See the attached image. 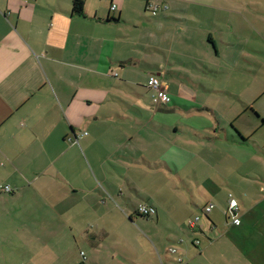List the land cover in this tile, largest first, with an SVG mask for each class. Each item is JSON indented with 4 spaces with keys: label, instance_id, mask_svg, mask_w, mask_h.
<instances>
[{
    "label": "crops",
    "instance_id": "0c3cea01",
    "mask_svg": "<svg viewBox=\"0 0 264 264\" xmlns=\"http://www.w3.org/2000/svg\"><path fill=\"white\" fill-rule=\"evenodd\" d=\"M73 1L0 0V264H89L108 224L132 254L97 264H264L263 6L205 16L192 0H143L169 10L146 55L128 0H80L82 16ZM150 76L168 103H152ZM220 190L240 224L218 236L195 215L190 237L188 205Z\"/></svg>",
    "mask_w": 264,
    "mask_h": 264
},
{
    "label": "rangeland",
    "instance_id": "374dc122",
    "mask_svg": "<svg viewBox=\"0 0 264 264\" xmlns=\"http://www.w3.org/2000/svg\"><path fill=\"white\" fill-rule=\"evenodd\" d=\"M249 2L251 8V14L254 15V9L253 7H258V6H263V11H264V0H242L243 3ZM144 1L143 0H128V4L124 5L122 4L121 6L123 7L124 5V16L126 17V21L134 22L138 27H139V40L141 42V49L140 51L146 55H148L150 53L149 48H150V44L148 43V32H151V35L154 34L155 37H159V34H157L158 32V28L157 29H153L152 24L160 21L163 19V14H168L169 10L165 11V12H161L160 9H157L156 12V16H152L151 12L146 10L144 8ZM227 0H192V3H194V5L192 4H187V6L191 7V8H197V9H201L203 11V14H205V16H209L211 14H213V12H215V8L216 10H220V9H226L227 5H228ZM153 3V2H152ZM214 3V6H212ZM113 4H117V1H114ZM237 5H239L238 2H236ZM118 5V4H117ZM102 6L103 8L106 7L107 9L109 8V1L107 0L106 2H102ZM195 6V7H194ZM188 7V9H189ZM190 15L192 16V18L194 19V21L196 23L202 21L201 18H196L195 15H197V12L195 11V13H193L194 10H189ZM222 15V14H221ZM257 16H259V13H257ZM208 21V20H207ZM227 21V19H226ZM206 22V20H205ZM180 23L183 24V26L185 25V23L183 22V20L180 21ZM195 23V24H196ZM192 24V25H195ZM124 28L126 29L125 32L126 34L136 37V33L138 32V30H131L130 27L128 26H124ZM166 32H169L171 30H168V28L165 30ZM194 35H196L197 33V28H195L193 30ZM208 38V35H207ZM251 38H254V36H251ZM141 56V60H148L147 62H142L143 67H147L148 63L151 62V59H149L147 56ZM162 60L163 56L162 54H160ZM195 183L191 184L192 186H194ZM227 189V188H226ZM230 190V189H229ZM212 192H215L216 190L213 189L211 190ZM225 191L220 190L219 195L215 196V198H211L214 208H212V213L208 214L209 218L211 220L214 221L215 223V229L214 231L217 233L216 235L220 236L222 234V232H224L225 229V225L227 223H229L227 220L225 223V215L223 209L224 206L225 208H227V204H228V199L226 200V195H225ZM205 201L204 197H197L196 198V203L194 206L188 205L192 208V210L194 211V216H199V218L201 219V224H203L206 221V218L203 214V209L201 208V204L202 202ZM226 210V209H225ZM237 216H239V213H237ZM226 218V217H225ZM229 219V218H228ZM108 231L110 232V237L107 238V245H104L102 247L103 252H97V253H91L90 255L88 254V262L89 264H97L96 262L99 261V257L104 258L103 260H108L109 262H114L116 260V255H119L121 253H130L131 251V246L127 245L126 246H117L120 245L118 243V241L121 242L122 239V232L124 231L123 226H121L120 224L116 225V224H108ZM114 227V229H113ZM118 228V229H117ZM248 228L249 229H254V227L250 226V224H248ZM113 229V230H112ZM112 231V232H111ZM206 232H208L206 230ZM191 233V234H190ZM220 234V235H219ZM189 235L190 237H194L195 235L192 234L191 230H189ZM217 236V237H218ZM123 242V240H122ZM175 244H172L173 246H178V242H174ZM128 244H131L130 241H128ZM185 245V244H184ZM183 245V246H184ZM185 246H188L187 244ZM120 248V249H119ZM114 253V259L113 257H111V254ZM132 254V253H130ZM168 254V253H167ZM168 256V255H167ZM172 255H169L168 257L171 258ZM153 259L154 256H152ZM151 259V258H150ZM71 260V258H70ZM42 264H57L55 262V257L53 259L52 254H48V255H44V261L42 262ZM59 264H70L69 262L63 263V262H59Z\"/></svg>",
    "mask_w": 264,
    "mask_h": 264
},
{
    "label": "built area",
    "instance_id": "2783aa9c",
    "mask_svg": "<svg viewBox=\"0 0 264 264\" xmlns=\"http://www.w3.org/2000/svg\"><path fill=\"white\" fill-rule=\"evenodd\" d=\"M115 8H116L115 5H111L110 11H114ZM145 9L150 11L152 16H155L157 9H158V6L152 2H147ZM147 87L149 88V90L152 93L151 100H152L153 104L164 105L170 101L169 96L162 89V84H161L160 80L158 78H156L155 76L149 77V79L147 80ZM74 140L77 142V139H74ZM0 189L2 191H5V192H10V188L8 186H0ZM212 208H213V205H211V204L204 206L203 207V213L205 215L209 214L211 212ZM137 213L140 214L141 216L149 217L155 213V209L153 207H147L144 205H140L137 208ZM237 213H238V206H237L236 201L234 199H232L230 196H228V204H227V208L224 212V215L226 217V220H229L228 222L231 225L237 226L240 224V219L237 216ZM198 221H199V218L195 217L188 222V227L191 231L194 232L196 225L198 224ZM193 244L197 246L199 244V241L197 239H194ZM169 252L171 254H175L176 250L172 248L169 250ZM80 259H81V264H85L86 257H85V254L83 252H80ZM177 261L181 262V258H177Z\"/></svg>",
    "mask_w": 264,
    "mask_h": 264
},
{
    "label": "trees",
    "instance_id": "16d2710c",
    "mask_svg": "<svg viewBox=\"0 0 264 264\" xmlns=\"http://www.w3.org/2000/svg\"><path fill=\"white\" fill-rule=\"evenodd\" d=\"M72 6H73V12L75 14L79 16L83 15V3L80 0H74Z\"/></svg>",
    "mask_w": 264,
    "mask_h": 264
}]
</instances>
